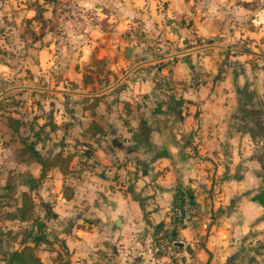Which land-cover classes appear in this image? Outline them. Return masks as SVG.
Here are the masks:
<instances>
[{
  "label": "crops",
  "instance_id": "crops-1",
  "mask_svg": "<svg viewBox=\"0 0 264 264\" xmlns=\"http://www.w3.org/2000/svg\"><path fill=\"white\" fill-rule=\"evenodd\" d=\"M77 1L97 17L44 35L32 68L50 87L30 92L48 117L33 147L71 160L20 165L46 235L21 231L20 248L43 264H264V9L238 32L226 0ZM134 28L159 43L128 44ZM176 190L195 215L161 253Z\"/></svg>",
  "mask_w": 264,
  "mask_h": 264
},
{
  "label": "rangeland",
  "instance_id": "rangeland-1",
  "mask_svg": "<svg viewBox=\"0 0 264 264\" xmlns=\"http://www.w3.org/2000/svg\"><path fill=\"white\" fill-rule=\"evenodd\" d=\"M226 1L230 3L228 18L232 19L230 22L235 29L238 32L254 30L253 13L256 8L264 9V0H245L243 8H236L240 0ZM200 2L206 4L208 0ZM95 13V10L80 7L77 0H0V264H6L13 252L21 250L17 233L23 231L27 235L42 225V230L37 229L36 233L40 241L46 237L44 221L39 220L40 212L36 211L34 197L30 190L23 191L30 179L28 172L19 168L22 163L27 165L20 156L23 145L44 149L48 145L44 132L37 130L39 124L36 121V118H40L39 123L47 121L48 117L45 118L41 109L44 104H39L41 99L35 109L30 104V92L45 93L41 92L42 88L50 87L43 78V74L48 73L40 71L38 77L32 68L36 52L45 34L63 32L70 25V18L92 20L97 17ZM143 34L134 28L128 34V37L133 36L128 44L159 43ZM95 66L102 70L99 62H95ZM22 193H26L32 202L28 219H9L17 215ZM58 246L60 250L64 249L62 244L58 243ZM24 247L32 248L37 256L36 247Z\"/></svg>",
  "mask_w": 264,
  "mask_h": 264
},
{
  "label": "trees",
  "instance_id": "trees-1",
  "mask_svg": "<svg viewBox=\"0 0 264 264\" xmlns=\"http://www.w3.org/2000/svg\"><path fill=\"white\" fill-rule=\"evenodd\" d=\"M20 156L23 157L24 162H31L34 161L41 167V175L43 176L45 171L50 168H57L63 175L67 174L69 162L71 160L70 155H63L61 153L55 154L52 158L50 156L44 157L40 155L37 150L33 146L30 145H23ZM30 161H26V160ZM37 186L36 181L34 179H29L28 181V189L31 190ZM68 190L67 187H64V191ZM185 194V191H183ZM186 195V194H185ZM22 203L21 206L17 207L16 213L17 215L11 216L9 219L12 220H20L25 221L28 219V213H30L31 203L26 193H22ZM189 199V197H188ZM160 227L158 226V230L160 231ZM38 231L42 230V225L37 226ZM175 231H171L168 235L163 234L159 236L163 241L170 245L171 241L167 239H174L175 238ZM172 247L177 249L174 245L171 244ZM6 264H43L40 259L35 255L34 250L30 247H23L21 250L15 251L12 253L11 257L6 261Z\"/></svg>",
  "mask_w": 264,
  "mask_h": 264
},
{
  "label": "built area",
  "instance_id": "built-area-1",
  "mask_svg": "<svg viewBox=\"0 0 264 264\" xmlns=\"http://www.w3.org/2000/svg\"><path fill=\"white\" fill-rule=\"evenodd\" d=\"M133 36L130 35L129 38ZM163 49L160 47L154 48L153 55L156 57L163 56ZM170 223L171 229L173 231H180L183 227L186 226L187 223L191 221V219L195 215V209L187 196L183 193L182 190H176L174 194V199L172 205L170 207ZM175 241H172L171 244L173 245ZM171 244H166L163 239L160 237L157 238L156 242V250L161 253H170ZM169 264H187L186 262L182 261H170Z\"/></svg>",
  "mask_w": 264,
  "mask_h": 264
},
{
  "label": "water",
  "instance_id": "water-1",
  "mask_svg": "<svg viewBox=\"0 0 264 264\" xmlns=\"http://www.w3.org/2000/svg\"><path fill=\"white\" fill-rule=\"evenodd\" d=\"M130 52H131V47H126L123 51V58L124 59H128L129 55H130ZM187 61L186 60H183V63H186ZM178 247H183L182 244H177ZM185 253L187 256H189L191 254V249L190 247H185Z\"/></svg>",
  "mask_w": 264,
  "mask_h": 264
}]
</instances>
